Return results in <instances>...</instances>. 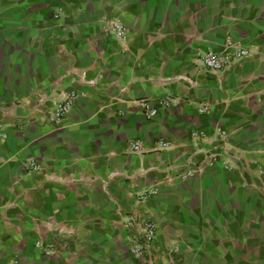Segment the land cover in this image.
Instances as JSON below:
<instances>
[{"label": "crops", "instance_id": "obj_1", "mask_svg": "<svg viewBox=\"0 0 264 264\" xmlns=\"http://www.w3.org/2000/svg\"><path fill=\"white\" fill-rule=\"evenodd\" d=\"M0 264H264V0H0Z\"/></svg>", "mask_w": 264, "mask_h": 264}, {"label": "built area", "instance_id": "obj_2", "mask_svg": "<svg viewBox=\"0 0 264 264\" xmlns=\"http://www.w3.org/2000/svg\"><path fill=\"white\" fill-rule=\"evenodd\" d=\"M107 27L117 38L121 40L124 38L126 28L121 21L112 19L107 24ZM234 45H235V50L231 54H224L222 52L213 51V50H207L203 52L202 54L199 55L201 64L207 69L219 70L223 68L232 57L246 56L248 54V49L241 46L239 43H234ZM73 98H74V93L70 92L64 95V97H62L58 101H56L53 110L48 116V121L54 124H59L64 114L70 108ZM160 103L166 106L169 103V99L168 98L163 99L160 101ZM139 105L141 108H148L147 110L148 115H154L156 112V109L154 107L151 106L146 107L145 101H140ZM203 109L204 107H200L198 108V111L199 112L203 111ZM156 146L157 148H165L168 146V143L163 140H157ZM141 148L142 145L139 141H129L127 144V149L131 152H140ZM29 165L33 169L37 168V166L34 164L33 161H30ZM191 174H192L191 171H186L184 173V176H189ZM152 193L153 190H147L145 192L136 193L135 199L137 201H143ZM123 223L126 229H128L130 233L129 250L131 254L135 256H141L144 252L146 245L150 244L153 240L154 232H155V224L148 216L137 218L131 215L126 216ZM35 245H38V243H35ZM44 252L50 253L51 250L49 248H45Z\"/></svg>", "mask_w": 264, "mask_h": 264}, {"label": "rangeland", "instance_id": "obj_3", "mask_svg": "<svg viewBox=\"0 0 264 264\" xmlns=\"http://www.w3.org/2000/svg\"><path fill=\"white\" fill-rule=\"evenodd\" d=\"M41 246L39 243H38V247Z\"/></svg>", "mask_w": 264, "mask_h": 264}]
</instances>
